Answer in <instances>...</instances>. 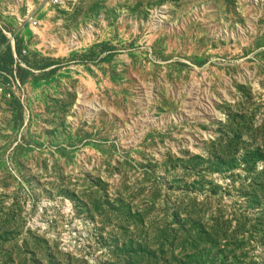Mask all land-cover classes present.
<instances>
[{
	"label": "rangeland",
	"instance_id": "374dc122",
	"mask_svg": "<svg viewBox=\"0 0 264 264\" xmlns=\"http://www.w3.org/2000/svg\"><path fill=\"white\" fill-rule=\"evenodd\" d=\"M0 264H264V0H0Z\"/></svg>",
	"mask_w": 264,
	"mask_h": 264
},
{
	"label": "built area",
	"instance_id": "2783aa9c",
	"mask_svg": "<svg viewBox=\"0 0 264 264\" xmlns=\"http://www.w3.org/2000/svg\"><path fill=\"white\" fill-rule=\"evenodd\" d=\"M52 5L55 6H67L71 0H50ZM33 21L35 18H31ZM38 22V21H35Z\"/></svg>",
	"mask_w": 264,
	"mask_h": 264
}]
</instances>
